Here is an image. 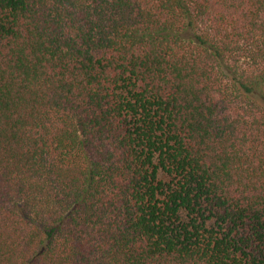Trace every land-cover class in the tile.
<instances>
[{
  "label": "trees",
  "instance_id": "trees-1",
  "mask_svg": "<svg viewBox=\"0 0 264 264\" xmlns=\"http://www.w3.org/2000/svg\"><path fill=\"white\" fill-rule=\"evenodd\" d=\"M0 264H264V0H0Z\"/></svg>",
  "mask_w": 264,
  "mask_h": 264
}]
</instances>
